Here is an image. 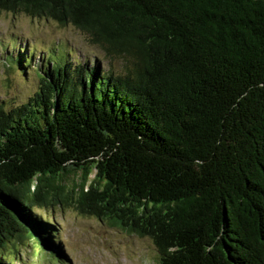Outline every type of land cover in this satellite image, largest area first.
<instances>
[{
	"label": "trees",
	"instance_id": "1",
	"mask_svg": "<svg viewBox=\"0 0 264 264\" xmlns=\"http://www.w3.org/2000/svg\"><path fill=\"white\" fill-rule=\"evenodd\" d=\"M2 11L71 25L121 67L47 59L34 94L0 107V264L23 242L63 255L35 210L65 206L149 238L157 264H264V1Z\"/></svg>",
	"mask_w": 264,
	"mask_h": 264
},
{
	"label": "rangeland",
	"instance_id": "2",
	"mask_svg": "<svg viewBox=\"0 0 264 264\" xmlns=\"http://www.w3.org/2000/svg\"><path fill=\"white\" fill-rule=\"evenodd\" d=\"M24 56L25 69L19 67ZM58 58L89 64L97 61L103 69L116 71L121 67L116 60H106L102 51L71 25L0 12V107L10 109L25 102L40 86L38 68L42 71L47 59ZM62 179L71 189L80 177L71 173ZM35 212L53 217L54 240L63 255L50 257L33 243L23 242L8 246L1 257L9 259L15 254L16 264H157L158 255L149 238L128 233L109 221L80 215L70 206Z\"/></svg>",
	"mask_w": 264,
	"mask_h": 264
},
{
	"label": "water",
	"instance_id": "3",
	"mask_svg": "<svg viewBox=\"0 0 264 264\" xmlns=\"http://www.w3.org/2000/svg\"><path fill=\"white\" fill-rule=\"evenodd\" d=\"M262 1H264V0H262Z\"/></svg>",
	"mask_w": 264,
	"mask_h": 264
}]
</instances>
